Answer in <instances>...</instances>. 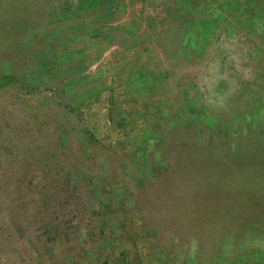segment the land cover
<instances>
[{"label":"rangeland","instance_id":"1","mask_svg":"<svg viewBox=\"0 0 264 264\" xmlns=\"http://www.w3.org/2000/svg\"><path fill=\"white\" fill-rule=\"evenodd\" d=\"M253 2L0 0L4 167L82 205L66 254L19 235L0 264H264Z\"/></svg>","mask_w":264,"mask_h":264},{"label":"trees","instance_id":"2","mask_svg":"<svg viewBox=\"0 0 264 264\" xmlns=\"http://www.w3.org/2000/svg\"><path fill=\"white\" fill-rule=\"evenodd\" d=\"M224 1L227 2L228 0H224ZM232 1H234V3L237 5L241 2V0H232ZM246 1L247 0H243V2ZM247 4H249V1L247 2ZM250 9H252V11H259L258 15H256V20L258 23L261 24V27H263L264 13L261 10H259L260 7L258 3L253 2L252 7ZM248 16L250 17L249 14ZM250 18H253V16ZM10 146L15 149H18L17 148L18 146L15 144ZM7 151L9 150L7 149ZM0 152H1V147H0ZM12 162L15 163V161ZM5 165H6V158L1 157L0 154V251H1V243L3 248H5V246L8 245L12 246V244L17 245L16 236L20 235V236H26L27 238L28 237L32 239L34 238V242L37 244V242L40 240V234H41L44 237L43 243L51 242V245L55 247L54 249V251H56L55 253L57 254L59 252L67 253L65 249L67 248V250H69V247L68 245L65 244V242H67V240H69V237L71 236L78 239L79 234H81V230H80L81 221L78 217L80 214H82L81 212L82 205L77 204L73 208L69 209V207L65 204H62L61 201L60 202L57 201V197L59 196V190L54 191L52 194L48 193L46 196L44 195L42 196L43 193L42 191L46 189L45 184L42 185V187L39 189V191L41 190L39 192L40 193L39 195L41 197L40 196L39 198L36 197V195L38 194V193L36 194V189H33L29 186L28 187L23 186L19 178L16 179L13 176L15 175L14 172L16 169L12 167L7 168V166L4 167ZM27 171L31 173L32 169L29 168L27 169ZM41 179L44 180V177L41 176ZM90 181L88 179V183L86 182V184L89 185ZM77 183H80V180H78ZM31 199H33L34 201L33 207H31L30 205ZM64 206L66 208H64ZM85 206L87 207V205ZM92 211L93 213H96L98 216L100 215V210L97 211V208L92 209ZM25 214L26 215L30 214L28 217H33V219H27L26 217H24ZM84 231L85 233L86 232L88 233L86 227L84 228ZM262 235L264 236V231L262 232ZM51 236L53 237L51 238ZM7 237H10V239L4 240ZM224 244L225 243H223L222 246H225ZM25 246L27 247L29 245L26 244ZM14 248L17 247L14 246ZM29 251L32 253V257H29L31 264H47L46 261L49 258L47 255L45 257L43 256L40 259L36 256V253H38L36 252V249H34L33 251L32 250ZM262 252L264 253V251ZM71 255H75V254L71 253ZM219 256L222 257L221 254ZM56 257L59 258L60 255H57ZM121 258H123V255H121ZM163 258L165 259L164 256ZM190 258L191 257H189V259ZM217 260L222 262V259H212V262H216ZM246 260L247 258L245 259V257H242L237 261V264H245ZM106 263H107L106 259H103L102 264H106Z\"/></svg>","mask_w":264,"mask_h":264}]
</instances>
